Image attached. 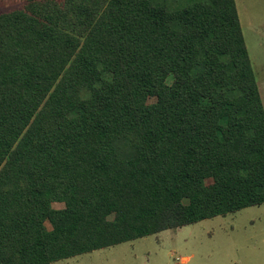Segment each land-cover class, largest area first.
<instances>
[{
    "label": "trees",
    "instance_id": "16d2710c",
    "mask_svg": "<svg viewBox=\"0 0 264 264\" xmlns=\"http://www.w3.org/2000/svg\"><path fill=\"white\" fill-rule=\"evenodd\" d=\"M5 8L0 264H54L264 204V103L236 0Z\"/></svg>",
    "mask_w": 264,
    "mask_h": 264
},
{
    "label": "rangeland",
    "instance_id": "374dc122",
    "mask_svg": "<svg viewBox=\"0 0 264 264\" xmlns=\"http://www.w3.org/2000/svg\"><path fill=\"white\" fill-rule=\"evenodd\" d=\"M3 1L0 10L15 7L20 0ZM158 1L166 2L171 9L189 3V0ZM236 3L264 103V0H236ZM47 226L51 229L49 223ZM54 264H264V204Z\"/></svg>",
    "mask_w": 264,
    "mask_h": 264
},
{
    "label": "crops",
    "instance_id": "0c3cea01",
    "mask_svg": "<svg viewBox=\"0 0 264 264\" xmlns=\"http://www.w3.org/2000/svg\"><path fill=\"white\" fill-rule=\"evenodd\" d=\"M262 96V95H261ZM262 100H263V97H262ZM185 258H183V260H184ZM187 260H188V258H186Z\"/></svg>",
    "mask_w": 264,
    "mask_h": 264
}]
</instances>
